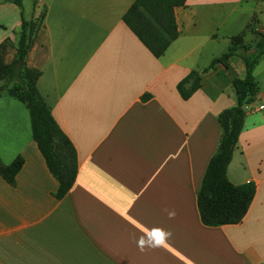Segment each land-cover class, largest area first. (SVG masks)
<instances>
[{
    "label": "crops",
    "instance_id": "obj_1",
    "mask_svg": "<svg viewBox=\"0 0 264 264\" xmlns=\"http://www.w3.org/2000/svg\"><path fill=\"white\" fill-rule=\"evenodd\" d=\"M134 1L22 0L19 9L0 0V44L14 53L20 13L43 17L27 65L41 72L39 94L78 162L57 200L28 110L0 95V160H24L14 186L0 177V264H264V56L226 172L235 186H256L237 225L204 226L197 195L221 139L218 117L237 102L233 80L245 77L240 53L203 73L189 100L177 92L249 24L243 45L254 47L264 0H187L174 11L178 38L158 59L122 21ZM152 229L170 236L142 248Z\"/></svg>",
    "mask_w": 264,
    "mask_h": 264
},
{
    "label": "trees",
    "instance_id": "obj_2",
    "mask_svg": "<svg viewBox=\"0 0 264 264\" xmlns=\"http://www.w3.org/2000/svg\"><path fill=\"white\" fill-rule=\"evenodd\" d=\"M187 0H135L122 21L136 36L139 42L158 59L178 38L174 11L184 7ZM19 9L22 0H6ZM21 16V33L10 62L6 57L11 47L10 41L0 44V95L22 103L28 110L32 139L42 155L50 175L58 182L54 194L57 200L63 199L71 190L78 174L76 151L54 120L50 107L39 94L37 82L41 72L28 67L27 58L35 44V38L43 17L26 22ZM253 23V22H252ZM245 31L233 38L230 48L221 56L200 70L191 71L178 85L177 92L184 101L189 100L200 88L201 75L216 65L228 67L230 58L238 55L245 66L244 79H234L236 105L218 117L222 134L216 153L212 156L205 171L201 188L197 195V206L202 224L206 227L237 225L246 216L256 193L254 183L235 186L227 178V168L238 137L242 131L245 111L243 106L255 97L258 87L253 78V69L264 56V33L258 34L253 48L243 45ZM24 165L17 157L10 165L0 160V177L11 186Z\"/></svg>",
    "mask_w": 264,
    "mask_h": 264
},
{
    "label": "clouds",
    "instance_id": "obj_3",
    "mask_svg": "<svg viewBox=\"0 0 264 264\" xmlns=\"http://www.w3.org/2000/svg\"><path fill=\"white\" fill-rule=\"evenodd\" d=\"M170 216L174 215V213H170ZM170 236V233H166L162 229H152L149 230L146 234V237H142L139 240V245L143 248V246L147 245L149 247H159L165 244L166 240Z\"/></svg>",
    "mask_w": 264,
    "mask_h": 264
},
{
    "label": "rangeland",
    "instance_id": "obj_4",
    "mask_svg": "<svg viewBox=\"0 0 264 264\" xmlns=\"http://www.w3.org/2000/svg\"><path fill=\"white\" fill-rule=\"evenodd\" d=\"M39 37L40 36L37 35V38H35V40L37 41V39H39ZM38 43H39V41H38ZM38 53H39V55H43L44 51L40 49ZM13 54H15V53H14V51H12V46H11L9 49V54L6 57V62H10L13 59ZM29 135L31 137V129L30 128H29Z\"/></svg>",
    "mask_w": 264,
    "mask_h": 264
},
{
    "label": "built area",
    "instance_id": "obj_5",
    "mask_svg": "<svg viewBox=\"0 0 264 264\" xmlns=\"http://www.w3.org/2000/svg\"><path fill=\"white\" fill-rule=\"evenodd\" d=\"M247 108H248V107L246 106L245 109H247ZM262 109H263V107H260V110H262Z\"/></svg>",
    "mask_w": 264,
    "mask_h": 264
}]
</instances>
